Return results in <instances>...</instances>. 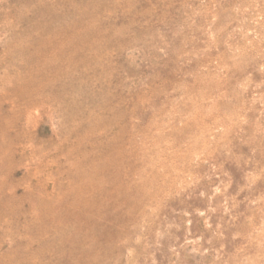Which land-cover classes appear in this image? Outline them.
Returning a JSON list of instances; mask_svg holds the SVG:
<instances>
[{
  "label": "rangeland",
  "instance_id": "rangeland-1",
  "mask_svg": "<svg viewBox=\"0 0 264 264\" xmlns=\"http://www.w3.org/2000/svg\"><path fill=\"white\" fill-rule=\"evenodd\" d=\"M0 264H264V0H0Z\"/></svg>",
  "mask_w": 264,
  "mask_h": 264
}]
</instances>
